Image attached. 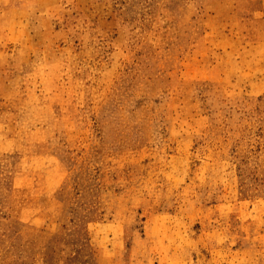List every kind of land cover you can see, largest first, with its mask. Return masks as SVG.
I'll list each match as a JSON object with an SVG mask.
<instances>
[{"label": "rangeland", "instance_id": "obj_1", "mask_svg": "<svg viewBox=\"0 0 264 264\" xmlns=\"http://www.w3.org/2000/svg\"><path fill=\"white\" fill-rule=\"evenodd\" d=\"M0 264H264V0H0Z\"/></svg>", "mask_w": 264, "mask_h": 264}]
</instances>
